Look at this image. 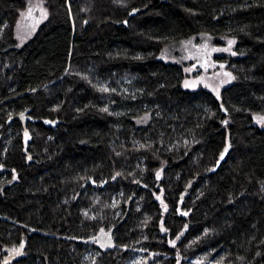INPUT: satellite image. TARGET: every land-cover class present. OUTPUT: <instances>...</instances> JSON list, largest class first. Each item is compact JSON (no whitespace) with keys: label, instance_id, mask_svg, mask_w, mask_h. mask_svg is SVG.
I'll return each mask as SVG.
<instances>
[{"label":"trees","instance_id":"1","mask_svg":"<svg viewBox=\"0 0 264 264\" xmlns=\"http://www.w3.org/2000/svg\"><path fill=\"white\" fill-rule=\"evenodd\" d=\"M35 2L0 0V264H264V0H48L26 36ZM201 34L219 98L164 52Z\"/></svg>","mask_w":264,"mask_h":264},{"label":"rangeland","instance_id":"2","mask_svg":"<svg viewBox=\"0 0 264 264\" xmlns=\"http://www.w3.org/2000/svg\"><path fill=\"white\" fill-rule=\"evenodd\" d=\"M47 3L48 0H38L39 7L37 2L34 4L30 3L29 7L25 9V13L21 14L20 28L23 35H34L35 31L46 21L48 17ZM235 45L236 40L234 38H217L201 34L185 42L172 44L168 48H165L164 52L169 57L168 61L184 67L185 78L182 85L184 89L191 91L206 89L219 98L222 90L234 82V76L227 67V61L236 55ZM256 123L258 126L264 127V118ZM161 196L157 195V200L163 206ZM97 235L92 237L91 241L99 246L98 242L93 240ZM113 247L114 243L107 250H111ZM141 255L139 253L133 263L140 262ZM86 258H89V256ZM146 259H142L141 262L144 260L143 264H146ZM204 264L216 263L207 261Z\"/></svg>","mask_w":264,"mask_h":264},{"label":"water","instance_id":"3","mask_svg":"<svg viewBox=\"0 0 264 264\" xmlns=\"http://www.w3.org/2000/svg\"><path fill=\"white\" fill-rule=\"evenodd\" d=\"M264 118V116H263ZM259 118L255 117V121H257ZM226 153H223V159L225 157ZM28 161H31V156L27 157ZM216 164L215 168L211 170L212 173H214L217 169L218 166L221 162V160ZM95 186H97V184H95ZM189 188V187H188ZM134 197H132L130 200H133ZM113 237V229L108 230V231H100L99 234L93 239L94 241H97L99 244V247H101L103 250L107 251V249L109 248V246L113 243L112 240ZM22 251L19 248L16 249H9L6 252V255L3 257L2 260V264H13L16 260H18V258L20 257ZM154 256H149L145 263L149 264V261L153 260Z\"/></svg>","mask_w":264,"mask_h":264},{"label":"snow or ice","instance_id":"4","mask_svg":"<svg viewBox=\"0 0 264 264\" xmlns=\"http://www.w3.org/2000/svg\"><path fill=\"white\" fill-rule=\"evenodd\" d=\"M230 43H232V42H230ZM227 151V149H225V152ZM221 159H223V154L221 155V157H220Z\"/></svg>","mask_w":264,"mask_h":264}]
</instances>
